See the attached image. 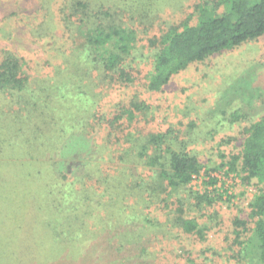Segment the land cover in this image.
<instances>
[{"label":"trees","instance_id":"obj_1","mask_svg":"<svg viewBox=\"0 0 264 264\" xmlns=\"http://www.w3.org/2000/svg\"><path fill=\"white\" fill-rule=\"evenodd\" d=\"M39 4L41 18L26 25L55 43L44 69L36 75L32 61L0 49V166L20 155L30 158H18L20 168L36 165L25 176L44 190L34 234L43 240L19 254L3 249L1 231L0 264H264V113L220 111L231 127L249 122L242 138L228 136L237 146L220 166L257 193L213 246L219 223L207 207L221 195L188 187L203 169L190 148L196 123L145 132L155 109L140 90L160 91L191 64L264 35V0ZM1 173L0 203L19 182Z\"/></svg>","mask_w":264,"mask_h":264},{"label":"rangeland","instance_id":"obj_2","mask_svg":"<svg viewBox=\"0 0 264 264\" xmlns=\"http://www.w3.org/2000/svg\"><path fill=\"white\" fill-rule=\"evenodd\" d=\"M41 11L39 0H0V49L8 46L26 60L32 61L36 75L44 69L55 45L49 37L35 39L37 37L26 25L27 22H36L33 20L36 16L41 18ZM14 13L16 15L12 17ZM20 16L23 18L21 22ZM56 35H59V30ZM140 90L155 109V122L141 127L145 132L152 126H155L153 129H162L167 123L178 126L190 120L196 123L190 148L197 154L203 169L202 174L190 182L188 187L198 193L218 192L221 195L222 200L207 207L215 213L219 223L216 226L218 231L212 233L207 242L216 246L228 231L230 220L235 216L247 217L248 202L257 193L254 184H243L237 172L229 171L227 165L220 166L223 161L220 154H227L230 148L235 150L237 146L236 141L229 140L228 136L242 138L240 125H249L247 121L234 122L236 125L231 127L228 120L220 122V111L228 116L232 111L243 109L250 112L252 120L264 113V35L191 64L174 75L160 91L147 92L144 87ZM219 122L223 126L217 125ZM211 132L213 135L209 134ZM227 139L229 141L225 142ZM32 153V156L40 154L38 151ZM18 158L23 161L30 159L21 155ZM16 160L0 166L4 172L7 170L10 175L19 177V182L15 180L13 183L15 190L5 194L0 203V232L6 238L3 249L21 254L35 250L38 242L43 240V237L38 239L34 234L37 226L42 223L38 221L41 216L37 213L38 208H44L41 201L46 199L43 198V187L25 176L30 171L35 173L36 165L33 168H20ZM65 166L70 168L67 161ZM212 178L216 179L215 184L210 182ZM181 245L187 248L189 242L183 240ZM196 247H199L198 243L190 248ZM83 259L78 262L68 260L66 264H79ZM19 264L33 263L29 260ZM83 264H88V261L85 259Z\"/></svg>","mask_w":264,"mask_h":264},{"label":"built area","instance_id":"obj_3","mask_svg":"<svg viewBox=\"0 0 264 264\" xmlns=\"http://www.w3.org/2000/svg\"><path fill=\"white\" fill-rule=\"evenodd\" d=\"M202 174V171H201V173L199 174V175H201ZM199 175H194L193 176V179L191 180V182L195 179V178H197V177H199ZM216 183V179H215V182H214V184Z\"/></svg>","mask_w":264,"mask_h":264}]
</instances>
